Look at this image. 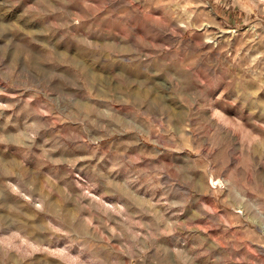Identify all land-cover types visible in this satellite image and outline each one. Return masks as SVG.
<instances>
[{"label": "rangeland", "instance_id": "obj_1", "mask_svg": "<svg viewBox=\"0 0 264 264\" xmlns=\"http://www.w3.org/2000/svg\"><path fill=\"white\" fill-rule=\"evenodd\" d=\"M0 264H264V0H0Z\"/></svg>", "mask_w": 264, "mask_h": 264}]
</instances>
